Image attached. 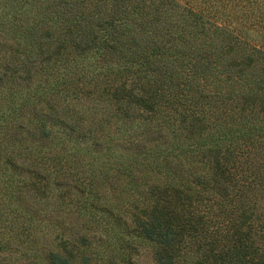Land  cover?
Segmentation results:
<instances>
[{
  "label": "trees",
  "instance_id": "obj_1",
  "mask_svg": "<svg viewBox=\"0 0 264 264\" xmlns=\"http://www.w3.org/2000/svg\"><path fill=\"white\" fill-rule=\"evenodd\" d=\"M0 264H264V0H0Z\"/></svg>",
  "mask_w": 264,
  "mask_h": 264
},
{
  "label": "rangeland",
  "instance_id": "obj_2",
  "mask_svg": "<svg viewBox=\"0 0 264 264\" xmlns=\"http://www.w3.org/2000/svg\"><path fill=\"white\" fill-rule=\"evenodd\" d=\"M10 86V89L11 90H16L18 89L17 88V83L13 82V83H10L8 82L5 86V90L4 91V94L5 92H7V87ZM39 230V229H38ZM40 230H39V239H38V242L41 241V239L43 238V236L40 234ZM127 236L130 237V239L132 241H137V244H138V252L135 253V252H131V255H132V258H135V259H139V261L144 262V263H148L151 261L153 255H152V249H151V242H148V239H141V237L139 238L138 235H136L134 232L133 233H127L126 234ZM38 247V246H36ZM40 251V250H39Z\"/></svg>",
  "mask_w": 264,
  "mask_h": 264
}]
</instances>
